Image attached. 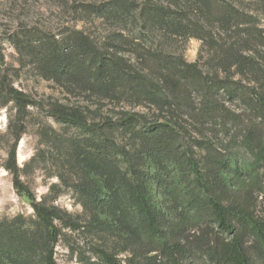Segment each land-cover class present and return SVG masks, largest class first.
I'll return each mask as SVG.
<instances>
[{
  "label": "trees",
  "instance_id": "obj_1",
  "mask_svg": "<svg viewBox=\"0 0 264 264\" xmlns=\"http://www.w3.org/2000/svg\"><path fill=\"white\" fill-rule=\"evenodd\" d=\"M131 11V5L121 2L99 8L97 13L122 19ZM142 14L151 29L166 37L189 36L192 32L207 42L215 72H205L199 64L163 51L139 55L146 64L141 70L120 55L116 41L101 48L80 31L60 41L41 40L28 47L22 44V53L36 49L30 55L44 79L54 80L69 92L107 101L114 110L123 109L119 113L108 111L97 121L79 107L51 106L49 113L56 122L75 130L65 135L55 131L56 137L49 139L63 162L58 179L77 192L95 229L110 232L118 228L130 234L132 244L139 241L134 244L136 258L152 246L150 252L160 250L167 255V264H195L192 251L169 238L172 224L155 202L156 196H163L172 203L171 209H180L182 219H188L189 211L195 217L208 214L221 229L234 235L228 255L216 248L212 255L203 253L208 261L197 264H264L260 260H264V252L250 254L244 230L229 220L221 202L223 183L219 179L223 173L238 170L230 165L233 156L228 147L239 145H224L230 137V123H239V117L221 104L220 97L240 100L251 116L264 121V79L257 74L254 58L238 50L249 43L252 49L248 51L264 52V37L255 18L226 0H170L169 7L145 9ZM213 28L228 39L216 41ZM232 69L240 80L221 77ZM4 90L24 110L31 104L22 92L5 85ZM213 123L219 124L225 137L220 146L193 136ZM247 130L240 144L262 155L259 125H246ZM21 137L22 132L16 131L6 169L16 189L31 200L35 218L18 216L0 222V264H56L54 250L61 234L57 223L74 226V222L60 208L38 201L23 182L17 163ZM203 152L208 154L205 160ZM256 234L264 240L261 228ZM102 254L108 264H121Z\"/></svg>",
  "mask_w": 264,
  "mask_h": 264
},
{
  "label": "rangeland",
  "instance_id": "obj_2",
  "mask_svg": "<svg viewBox=\"0 0 264 264\" xmlns=\"http://www.w3.org/2000/svg\"><path fill=\"white\" fill-rule=\"evenodd\" d=\"M226 1L239 11L252 15L257 29L264 37V0ZM121 2L131 5L132 10L122 19L113 18L111 14L97 13L99 8L107 9ZM169 2L170 0H0V222L18 216H23L26 220L35 218L31 200L23 191L16 189L13 176L6 169L16 131H21L17 163L22 169L23 182L38 201L44 200L47 205L60 208L74 222V226L69 222L57 223L61 234L54 250L56 264H108L102 252L111 255L121 264H167L168 257L160 250L150 252L149 247L152 246L148 245L142 256L136 258L134 251L137 248L134 244L139 241L134 240L132 244L130 234L118 228L110 232L95 229L77 192L58 179L57 175L63 171V162L49 139L56 137V134L65 135L69 130H75L56 122L49 113L51 106L65 104L79 107L89 111L97 121L104 118L108 111L119 113L123 109L114 110V105H109L107 101L81 92H69L54 80L44 79L30 55L36 49H29L27 54L22 53V44L25 43L28 47L41 40L60 41L71 33L80 31L101 48L116 41L122 51L120 55L141 70L146 68V64L144 66V62L138 59L139 55L147 51H163L182 56L188 63H197L205 72L213 74L215 71L210 64L212 52L207 42L200 40L192 32L189 36L169 38L148 25L146 15L142 14L143 10L167 8ZM193 22L195 23L194 20ZM211 31L218 42L228 39L218 29L213 28ZM249 49L252 46L245 43L238 50L254 58L257 74L264 79V52L254 53ZM227 76L234 81L241 78L235 75V69L229 75H221L223 79ZM243 83L249 84L247 80ZM4 85L7 89L13 88L25 95L26 101L31 103L26 106V110L6 96ZM220 102L239 117V123H230V137L224 143L226 146L239 143L237 147H228L233 156L230 165L238 170L221 174V202L227 208L229 220L239 230H244L246 250L252 255L262 253L264 240L257 238L256 233L258 228L264 231V152L260 155L255 149L240 143L248 134V130L245 132L246 125L258 124L264 137V121L251 116L240 100L231 101L223 95ZM220 129L219 124H207L202 128L201 134L193 136L219 144L225 139ZM263 137H260L262 148ZM207 155L203 152L202 159L205 160ZM165 199L163 196H156L155 202L172 224L169 238L173 243H179L182 249L191 250L195 264L198 261H208L203 253L210 252L212 255L216 248L223 249L224 254L228 255L233 246V234L221 229L208 214L195 217L194 212L189 211L188 219H182L184 214H180V209H171L172 203ZM260 260L264 263L262 258Z\"/></svg>",
  "mask_w": 264,
  "mask_h": 264
}]
</instances>
